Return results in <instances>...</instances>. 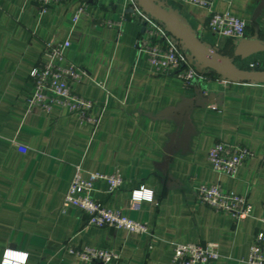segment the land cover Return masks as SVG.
<instances>
[{"label":"crops","instance_id":"0c3cea01","mask_svg":"<svg viewBox=\"0 0 264 264\" xmlns=\"http://www.w3.org/2000/svg\"><path fill=\"white\" fill-rule=\"evenodd\" d=\"M154 1L237 66L264 69V0H214L213 9L245 22L247 35L238 40L209 31L202 7ZM128 5L62 0L39 13L33 0H0V258L8 249L27 253L24 264H80L66 247L91 246L119 252L117 260L92 264H170L176 243L215 241L219 257L211 264H247L252 236L264 231V82L208 72L183 87L172 75L152 74L135 48L139 10ZM121 17L118 35L106 21ZM52 40H69L65 57L86 72L73 89L103 107L95 126L27 101L28 73L45 61ZM216 140L249 149L236 176L210 168L207 151ZM76 166L83 176L121 175L124 183L111 191L97 180L91 196L145 221L148 232L87 226L77 208H63ZM202 183L244 195L249 215L234 221L197 202ZM136 189L151 198L133 200Z\"/></svg>","mask_w":264,"mask_h":264},{"label":"built area","instance_id":"2783aa9c","mask_svg":"<svg viewBox=\"0 0 264 264\" xmlns=\"http://www.w3.org/2000/svg\"><path fill=\"white\" fill-rule=\"evenodd\" d=\"M33 1L39 13H44L50 4H57L62 0ZM124 1L128 3V0ZM182 1L208 11L205 26L212 33L235 40L247 35L245 22L228 11L219 12L213 9L214 0ZM129 5L139 10L136 21L142 29L135 41L136 52L152 68V74L172 75L180 81L183 87H189L196 80L204 77V74L198 73L188 62L180 46L171 40L170 35L158 21L146 14L135 0H129ZM85 6L86 3L82 2L73 17L74 20L84 12ZM123 22L124 18L121 17L119 20H108L106 24L115 26L119 35L122 32ZM70 45L69 40H52L45 43L42 50L45 61L33 65L28 73L31 87L26 99L29 104L37 105L44 112L63 110L76 115L80 122L95 126L103 107L74 91V85L84 79L86 72L65 57L64 50ZM255 64L252 62L249 67L253 68ZM249 155V149L243 144L216 140L209 147L206 159L213 171L234 177ZM100 179L106 181L108 191L124 183V178L117 173L92 171L83 176L79 166H76L64 195L62 207L77 208L85 217L87 226H108L124 228L132 233H147L148 228L145 221H137L119 210L106 208L92 198L91 192L94 184ZM147 194L146 196L142 190L136 189L131 192V197L133 200L150 199L151 193ZM194 195L197 202L230 216L234 221L243 219L251 211V205L244 195L224 190L219 184L202 183L194 189ZM66 251L76 257L80 264L106 263L119 258V252L110 248L68 246ZM218 257L219 245L215 241L176 243L170 264H211ZM245 262L264 264L263 230H257L252 236Z\"/></svg>","mask_w":264,"mask_h":264},{"label":"water","instance_id":"95a60500","mask_svg":"<svg viewBox=\"0 0 264 264\" xmlns=\"http://www.w3.org/2000/svg\"><path fill=\"white\" fill-rule=\"evenodd\" d=\"M135 1L146 14L164 27L171 40L180 46L186 59L198 73L213 72L221 79L232 82H264V69H248L237 66L208 42L200 40L182 20L154 0ZM209 97L212 98L213 96L209 95ZM196 102L198 104L199 99Z\"/></svg>","mask_w":264,"mask_h":264},{"label":"clouds","instance_id":"9594fccd","mask_svg":"<svg viewBox=\"0 0 264 264\" xmlns=\"http://www.w3.org/2000/svg\"><path fill=\"white\" fill-rule=\"evenodd\" d=\"M139 193H137L138 195ZM148 194L146 193V196ZM27 253L5 249L0 264H24Z\"/></svg>","mask_w":264,"mask_h":264},{"label":"trees","instance_id":"16d2710c","mask_svg":"<svg viewBox=\"0 0 264 264\" xmlns=\"http://www.w3.org/2000/svg\"><path fill=\"white\" fill-rule=\"evenodd\" d=\"M181 50H182V49H181ZM182 51H183V50H182ZM248 69H250V67H249ZM212 73H213V72H212ZM205 74H211V73H208V72H207V73H205Z\"/></svg>","mask_w":264,"mask_h":264}]
</instances>
